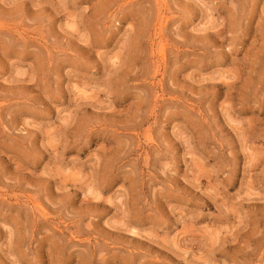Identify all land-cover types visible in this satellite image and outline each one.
Instances as JSON below:
<instances>
[{
	"label": "rangeland",
	"instance_id": "1",
	"mask_svg": "<svg viewBox=\"0 0 264 264\" xmlns=\"http://www.w3.org/2000/svg\"><path fill=\"white\" fill-rule=\"evenodd\" d=\"M0 264H264V0H0Z\"/></svg>",
	"mask_w": 264,
	"mask_h": 264
}]
</instances>
